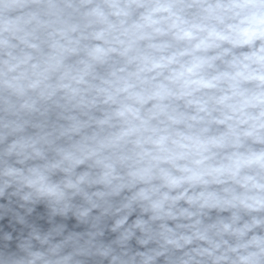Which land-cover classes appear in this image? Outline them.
<instances>
[{"label": "clouds", "instance_id": "9594fccd", "mask_svg": "<svg viewBox=\"0 0 264 264\" xmlns=\"http://www.w3.org/2000/svg\"><path fill=\"white\" fill-rule=\"evenodd\" d=\"M0 264H264V0H0Z\"/></svg>", "mask_w": 264, "mask_h": 264}]
</instances>
